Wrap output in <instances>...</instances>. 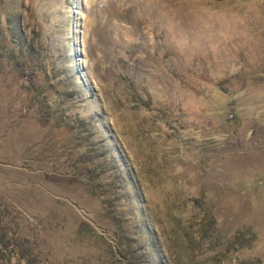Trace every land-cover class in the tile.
Segmentation results:
<instances>
[{"label": "rangeland", "instance_id": "obj_1", "mask_svg": "<svg viewBox=\"0 0 264 264\" xmlns=\"http://www.w3.org/2000/svg\"><path fill=\"white\" fill-rule=\"evenodd\" d=\"M0 264H264V0H0Z\"/></svg>", "mask_w": 264, "mask_h": 264}]
</instances>
